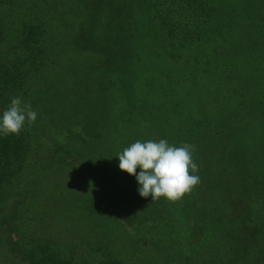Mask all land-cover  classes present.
<instances>
[{
	"label": "rangeland",
	"instance_id": "1",
	"mask_svg": "<svg viewBox=\"0 0 264 264\" xmlns=\"http://www.w3.org/2000/svg\"><path fill=\"white\" fill-rule=\"evenodd\" d=\"M212 1L220 15L180 51L150 39L138 10L152 27L162 0H142L126 20L138 50L129 66L121 63L125 82L106 78L95 48L79 38L87 22L74 9L85 3L21 0V15L1 12L0 56L29 20L26 11L53 28L55 53L27 93L0 101V114L17 96L38 114L24 126L22 164L0 182V264H37L49 255L68 264H264V0L248 15L243 0ZM95 3L89 9L107 16L102 0ZM46 83L53 91L42 102ZM81 98L92 102L78 105ZM55 103L68 109L50 113ZM92 104L97 120L85 117ZM196 132L214 139L211 152L206 141L194 143ZM177 137L195 145L200 183L175 203L142 198L118 153L137 140L181 146ZM207 177L219 178L216 190L201 186Z\"/></svg>",
	"mask_w": 264,
	"mask_h": 264
},
{
	"label": "trees",
	"instance_id": "2",
	"mask_svg": "<svg viewBox=\"0 0 264 264\" xmlns=\"http://www.w3.org/2000/svg\"><path fill=\"white\" fill-rule=\"evenodd\" d=\"M90 1L91 0H78L79 3L83 2L85 5L78 4L76 5L78 7L74 9L76 13H78V17H85L84 20L87 22V24H84L79 38H82V40L87 38V40H89L88 45L91 43V46L95 48L96 54L92 58L97 59V63L102 62L105 64L104 66L106 67L103 69V72H105L106 78L108 77L109 79L115 76L119 81L123 82L124 76L120 73L121 63H127L129 66L128 61L135 57L138 50V47L134 44L135 37L128 33L126 20L130 17V12H133L134 8L136 10L141 6L142 0H102V4L106 5L107 16L96 15L97 13L94 11L92 12L91 9H89ZM92 1L96 4L95 0ZM157 1L159 3V0ZM247 1L248 2L243 0V3H247L246 6L248 5L246 9L244 8L246 12L245 14L248 15L253 12L252 4L259 1ZM20 2L21 0H0V14L3 12L4 14H2V16H4L14 9L16 13H20L21 15V12H23V6ZM157 6H159V8L154 12L157 17V22L154 23L152 27L146 13H142L141 10H138V13L141 14V16H146L149 20L145 19V23L151 33L150 39L152 41L155 40L159 44L162 43V38L167 39V41H172V46H177L176 44H178L177 49L180 51L186 49L187 43L197 41L198 37H201L199 35L200 28L208 23L210 18L219 16L222 11L220 7L218 8V6H215L212 0H162L161 4H158ZM104 8L105 7H101V11H103ZM233 8L235 9V7ZM129 9L132 10L128 11ZM244 9L242 11H244ZM49 13L50 9L45 12L44 19L47 18L50 20L48 18ZM24 14L23 17L29 20L27 22H24L23 20L20 21L19 26L16 29L17 36L15 41L12 43L11 47H8L7 50H5L6 53L0 56V101L19 90L24 91V94L27 93L30 89L33 76L38 75L40 71L47 66L52 55L55 53L51 50L54 46L52 47V43L49 40L53 33V28L50 27V24H47V21H45L46 24H44V21L39 20L40 17L33 13H28L26 11ZM91 19L95 20L93 22L95 23L94 25L90 23L89 20ZM77 32L79 31L77 30ZM99 32H104V34H98ZM94 43H96L95 46ZM94 48L92 50H94ZM153 56L155 58V56L158 57L159 54L155 53ZM167 74L169 73L166 72V75ZM52 91L53 85L51 83L50 85L46 83L45 88L39 91V95L44 96V100L42 99L41 101L44 102L45 100H49ZM50 99L58 98L50 97ZM81 101H87V105L88 102H92L91 100L81 98L76 103L79 105ZM41 105L47 106L45 103H42ZM68 105L70 107L71 105L74 106V109L77 108L72 101H69ZM87 108L90 112L88 111V113L85 114V117L91 116L97 120L99 111L96 105L92 104V106H88ZM66 109H68V107H62L61 105L58 107V104L55 103L54 106L49 107V112H65ZM85 120L87 119H81V123L79 122V124L84 125ZM201 128L202 126L199 130ZM24 131L23 128L19 135L3 136L0 134V182L2 180L3 182H9L10 179L7 178L12 177L16 173L14 169L15 165L22 164L24 160L29 143ZM187 132L188 131L185 128L183 133L186 134ZM115 134L117 137H115L114 143L115 145H119L120 140L118 138V132ZM202 137L201 132H196L195 140L197 142L194 141V143H203L202 141H206L207 143L205 145L208 146V150L211 152L214 139H209V137H205L204 134ZM179 138L177 137V139L180 140L178 144H181V142L184 144L185 138ZM176 146L179 147V145ZM77 153L80 154V150ZM89 163L93 162H88L87 165ZM214 163H216V161ZM95 164L96 163H93V165ZM109 170L114 171L113 168H109ZM206 172L210 173V170H207L206 168ZM216 182H219V178L211 181L207 177L204 181H201V186L205 185L208 189L214 191L216 190ZM221 183L223 184L222 180ZM148 218L149 217L146 216L145 222L149 221ZM37 264L68 263L56 260L49 255L45 258V261L41 259L37 261Z\"/></svg>",
	"mask_w": 264,
	"mask_h": 264
},
{
	"label": "clouds",
	"instance_id": "3",
	"mask_svg": "<svg viewBox=\"0 0 264 264\" xmlns=\"http://www.w3.org/2000/svg\"><path fill=\"white\" fill-rule=\"evenodd\" d=\"M37 115L30 103L19 96L12 98L10 106L0 114V134L19 135L26 123L31 126L36 121ZM195 150V145L188 143L177 147L164 139L137 140L117 157L120 170L136 178L142 198L151 197L152 202L165 198L175 203L200 183L195 174L198 165L193 161Z\"/></svg>",
	"mask_w": 264,
	"mask_h": 264
}]
</instances>
